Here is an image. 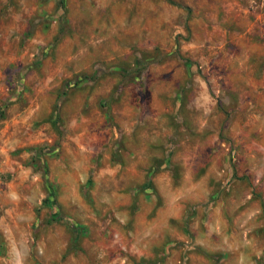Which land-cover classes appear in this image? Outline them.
I'll use <instances>...</instances> for the list:
<instances>
[{
	"label": "rangeland",
	"instance_id": "rangeland-1",
	"mask_svg": "<svg viewBox=\"0 0 264 264\" xmlns=\"http://www.w3.org/2000/svg\"><path fill=\"white\" fill-rule=\"evenodd\" d=\"M0 264H264V0H0Z\"/></svg>",
	"mask_w": 264,
	"mask_h": 264
},
{
	"label": "trees",
	"instance_id": "trees-1",
	"mask_svg": "<svg viewBox=\"0 0 264 264\" xmlns=\"http://www.w3.org/2000/svg\"><path fill=\"white\" fill-rule=\"evenodd\" d=\"M49 194H48V196H47V198L45 199V201L47 202V204L50 206V208H51V211H52V213H53V215H56V214H54V209H53V202H54V196L52 195V193L51 192H48Z\"/></svg>",
	"mask_w": 264,
	"mask_h": 264
},
{
	"label": "crops",
	"instance_id": "crops-1",
	"mask_svg": "<svg viewBox=\"0 0 264 264\" xmlns=\"http://www.w3.org/2000/svg\"><path fill=\"white\" fill-rule=\"evenodd\" d=\"M135 186H136V185L133 186V188H134L133 191H135V188H136ZM195 249H197V251L199 252V253H198V256L201 257V250L203 251L204 247H203L201 244H198V246H196ZM192 254H193V253H192ZM191 256H194V254L188 256V261H189V262H190V260L192 259Z\"/></svg>",
	"mask_w": 264,
	"mask_h": 264
}]
</instances>
